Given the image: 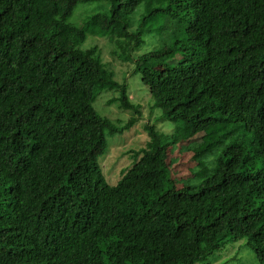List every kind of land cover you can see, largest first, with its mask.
<instances>
[{
	"label": "trees",
	"instance_id": "obj_1",
	"mask_svg": "<svg viewBox=\"0 0 264 264\" xmlns=\"http://www.w3.org/2000/svg\"><path fill=\"white\" fill-rule=\"evenodd\" d=\"M80 5L95 11L76 23ZM88 34L132 60L181 135L145 122L156 145L113 185L106 136L140 109L99 47H81ZM150 37L157 46L137 52ZM102 90L131 113L119 127L94 107ZM233 122L249 140L220 141L201 180L177 187L179 151ZM184 226L191 250H164ZM240 240L264 264V0H0V264H195Z\"/></svg>",
	"mask_w": 264,
	"mask_h": 264
},
{
	"label": "rangeland",
	"instance_id": "obj_2",
	"mask_svg": "<svg viewBox=\"0 0 264 264\" xmlns=\"http://www.w3.org/2000/svg\"><path fill=\"white\" fill-rule=\"evenodd\" d=\"M80 9L92 11L91 5H80L74 11L71 21L81 23L77 20L78 11ZM95 11V9H93ZM142 7L137 8L136 12L132 16L133 28L138 20V17L142 13ZM76 22V23H77ZM150 36V35H149ZM148 36V37H149ZM152 38L148 42L149 38H146L136 51L145 52L153 49L156 42ZM96 44L101 53L102 60L114 71L115 79L120 82L125 81L128 86L130 98L140 109V115L137 120L129 127L114 133L113 135L107 134V147L106 153L99 157V161L105 173L108 183L115 184L121 177L126 168L130 167L132 163L143 153L144 150L153 149L156 145L155 141H152L149 146L148 134L144 128V123L149 122L154 125L155 128L165 135H169L172 139H175L176 144H180L181 135L173 134L176 124L169 120H166L158 108L153 107V100L150 96L148 87L142 82L140 74L134 70V64L132 60H124L120 58L114 50L116 46L107 37H100L97 35L88 34L85 41L81 44V47L86 48ZM122 52V50H121ZM126 54L128 51L125 50ZM135 51H131L133 55ZM180 57L179 54L175 55L172 60L165 64L167 70L165 72V78L171 81H175L177 78L183 77V72L175 70L173 66L175 60ZM164 67V66H163ZM162 67V68H163ZM163 75V72H159ZM117 92L112 90H102L97 95L94 101V107L97 111L104 116L111 119L118 127L121 123L128 120L130 112L119 107L116 103H108V100L116 96ZM118 120H121L118 123ZM199 138L195 141L189 142L187 149H182L178 154L182 157L178 161H172V166H178L184 170L176 175L177 187L182 185H196L201 180V174H205L211 166V154L216 156L220 145L217 144L221 141V145L228 144L237 139L244 141L249 140L250 133L246 129L243 122L233 123H220L212 126L199 133ZM185 147V146H184ZM177 153V147L173 146L171 154L172 157H179ZM198 154V155H197ZM180 155V156H181ZM260 163H257L259 166ZM179 171V170H178ZM180 176H184L180 178ZM180 184V185H179ZM190 229L188 226H184L181 232H176L170 240V246L164 250H171L172 247L175 250H191L189 243ZM195 264H258L254 257V252L244 245V240L228 242L223 248L215 251L209 255L206 260L197 262Z\"/></svg>",
	"mask_w": 264,
	"mask_h": 264
}]
</instances>
